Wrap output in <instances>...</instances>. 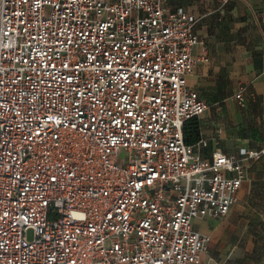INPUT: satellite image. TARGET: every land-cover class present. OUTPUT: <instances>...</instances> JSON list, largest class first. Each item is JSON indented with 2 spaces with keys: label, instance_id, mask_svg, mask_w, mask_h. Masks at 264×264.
<instances>
[{
  "label": "built area",
  "instance_id": "built-area-1",
  "mask_svg": "<svg viewBox=\"0 0 264 264\" xmlns=\"http://www.w3.org/2000/svg\"><path fill=\"white\" fill-rule=\"evenodd\" d=\"M166 2L0 0V264L200 262L194 219L229 213L264 146L186 141L201 40Z\"/></svg>",
  "mask_w": 264,
  "mask_h": 264
},
{
  "label": "crops",
  "instance_id": "crops-1",
  "mask_svg": "<svg viewBox=\"0 0 264 264\" xmlns=\"http://www.w3.org/2000/svg\"><path fill=\"white\" fill-rule=\"evenodd\" d=\"M197 18L200 42L187 78L208 104L198 118L186 121L185 139L200 154L215 148L229 153L241 146H264V0H167ZM245 88V103L235 94ZM245 177L238 200L221 218H195L194 227L209 234L208 249L195 264H255L264 241V156L244 160Z\"/></svg>",
  "mask_w": 264,
  "mask_h": 264
},
{
  "label": "rangeland",
  "instance_id": "rangeland-1",
  "mask_svg": "<svg viewBox=\"0 0 264 264\" xmlns=\"http://www.w3.org/2000/svg\"><path fill=\"white\" fill-rule=\"evenodd\" d=\"M28 236H29V238H32V236H33V230L32 229H29ZM257 251H258L257 254H261V255H260V258H258V260L254 259V262L257 261V262H255V264H264V241L263 240H260V243L258 244Z\"/></svg>",
  "mask_w": 264,
  "mask_h": 264
}]
</instances>
